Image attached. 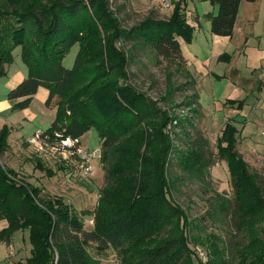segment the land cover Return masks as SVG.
Masks as SVG:
<instances>
[{
	"label": "trees",
	"instance_id": "obj_1",
	"mask_svg": "<svg viewBox=\"0 0 264 264\" xmlns=\"http://www.w3.org/2000/svg\"><path fill=\"white\" fill-rule=\"evenodd\" d=\"M1 1L0 78L7 76L19 46L28 68L27 77L8 94L16 101L14 109H27L45 86L47 106L59 99L56 119L44 131L45 143L54 145L55 133L82 138L96 128L100 160L106 166L93 229L86 230L82 218L62 198L43 199L40 187L18 179L16 171L0 160V221L8 223L0 231V241L10 245L18 231H30L31 257L15 264H97L88 250L92 244L100 251L114 250L118 264H228L217 246L208 260L198 261L189 235L195 226L175 202V180L170 179L174 153L187 172L197 174L204 172L210 153L198 140L189 141L184 151L175 145V139H182L177 131L189 134L191 120L170 116L157 102L123 84L128 80V58L117 48L120 40L134 47L143 43L158 58L185 65L178 37L190 43L194 31L186 19L185 0L175 4L168 19L152 16L131 28L123 27L110 0H87L88 5L83 0H56L50 5L42 0ZM207 1L218 7L217 15L210 17L211 33L231 37L243 0ZM77 44L74 66L68 69L63 62ZM168 97L171 93L164 100ZM244 104L226 101L238 110ZM189 108L198 113L193 105ZM10 131L5 126L0 132L1 158L9 149ZM238 133L228 121L217 138L218 159L228 166L238 204L236 230L248 240L233 264H264V177L251 172L238 152ZM38 162L36 168L43 170Z\"/></svg>",
	"mask_w": 264,
	"mask_h": 264
},
{
	"label": "rangeland",
	"instance_id": "obj_2",
	"mask_svg": "<svg viewBox=\"0 0 264 264\" xmlns=\"http://www.w3.org/2000/svg\"><path fill=\"white\" fill-rule=\"evenodd\" d=\"M53 1L56 0H42V3L50 5ZM83 1L88 5L87 0ZM32 2L33 0L30 1V3ZM2 3L0 0V5ZM195 5L202 14L208 15L212 12L210 9L212 6L207 0H190L188 9H195ZM110 9L116 13L123 27L127 28L138 25L152 16L159 20L168 19L171 13L167 11H174V8L163 9L159 0H110ZM132 44L124 40L117 42V48L122 50L128 58V80L123 84L132 86L137 92L157 102L158 106L167 111L170 116L176 115L191 120L192 125L187 126L189 134L181 130L177 131L182 139L180 142L178 138L175 139V145L181 151L189 147V141L198 140L200 144L202 143L201 146H205L207 154L210 153L207 155L209 158L202 174L187 172L178 163L176 153L172 155L173 178L170 176V179L175 180V182L173 181L175 183L173 197L195 226L192 234L189 233L192 242L190 246L198 261L208 260V253L212 251L213 246H217L222 250L228 264L236 263L239 251L248 240L245 233L236 230L234 212L238 209V204L235 201L231 175L226 162L219 160L217 155V138L225 126L224 115L216 112L215 115L213 114V108H218V105L212 108L211 99L215 98L222 103L240 80L235 75L221 81L213 80L214 83H208L205 80L202 84L204 96L201 99L198 79L187 66L182 64L183 62L158 58L154 50L146 44L140 43V46L137 47ZM78 51L79 45L77 44L63 62L66 68L71 69L74 66ZM13 55V63L7 66V76L0 78V101L5 100L6 106H8L7 102L10 104L7 110L9 112L1 111L0 115L10 121L8 127L11 133L8 142L12 149L17 151L24 139L29 140L37 130L44 132L52 126L49 122L51 119V122L56 119L59 99L55 98L51 105L47 106L49 90L45 86H41L27 109H14L16 101L9 100L8 94L27 77L28 68L22 58L21 46L13 51ZM19 70L25 72V77L21 78L22 80L17 84H14V81L9 83V78H18ZM192 80L196 84L192 85ZM8 83L9 85L14 84V87L8 90ZM170 93L171 97L165 101L164 98ZM194 96H197L198 99L191 103L190 99H193ZM188 101L189 103H187ZM190 104L197 109L198 113L189 108ZM231 115L233 116L232 112H230V117ZM252 120L254 123L258 120L264 122V114H256ZM235 122L240 125L237 135L238 152L249 164L251 172H256L264 177V135L262 130L255 125H246L253 123L250 121L238 120ZM29 145L30 147L26 148L23 143L16 154L9 152L2 158L0 157L1 162L7 165L12 160L14 166H16V162L22 164L25 161V155L21 151L26 149L32 159L28 156L25 162L27 168L22 169L25 173L16 172L17 178H22L26 182L40 187L43 199L62 198L72 211L82 218L85 229L92 230V216L98 205L100 191L106 184V166L101 162V158L97 157L92 161V175L89 179L83 180L80 177V172L76 169V160L69 158L68 153H61V155L55 150L44 149L43 151L39 149L38 145ZM81 147L83 150L102 149L96 128H92L81 138ZM38 160L42 161L43 170L36 168ZM60 166H66V169H60ZM50 172H54L55 175L50 176ZM222 202H226L227 207L221 206ZM262 226H264V222ZM29 232V229H24L14 235L12 241V247L15 250L13 262H24L31 257L32 246ZM195 238L198 241H195ZM88 250L97 264H118V258L112 249L100 251L97 245L92 244L88 246Z\"/></svg>",
	"mask_w": 264,
	"mask_h": 264
},
{
	"label": "crops",
	"instance_id": "obj_3",
	"mask_svg": "<svg viewBox=\"0 0 264 264\" xmlns=\"http://www.w3.org/2000/svg\"><path fill=\"white\" fill-rule=\"evenodd\" d=\"M178 1H176L175 4ZM189 5L190 0H185L186 19L194 30L192 41L186 43L183 38L178 37L182 56L186 62L185 66H187L195 78L198 79L201 88V99L204 96L203 81L206 80L208 83H214L213 80L221 81L233 75L239 78L240 81L233 87L230 93H228V97L222 103L215 98L211 99V106L213 108V106L218 105V108H213V114L223 113V121L225 124L231 121L240 131V125L235 121L253 122L252 119L255 118L256 114H264V0H257L253 3L245 0L242 1L234 33L231 37L218 36L211 33L210 17L212 15H217V6L211 4L212 8L210 9L212 12L207 15L206 13L202 14L197 5H195V9L193 10L188 9ZM167 12L172 14L173 11ZM204 23L206 24L204 25ZM24 74V71L19 70L18 78H9V83L14 81V84H17V82H20L25 77ZM242 82L243 84H240ZM9 83L7 84L8 90L14 87V84L9 85ZM227 100H243L245 104L243 108L238 110L237 105H226ZM4 103L5 100L0 101V114L1 111L6 112L10 107L8 102V106ZM200 104L201 107H203L202 103ZM230 112L233 113L231 117ZM51 121L49 123L53 124L54 121ZM9 123L10 121H8L6 117H1L0 115V132L5 126H8ZM246 125H255L262 130L264 122L258 120L256 123L253 122ZM246 125H244V127H246ZM29 140L24 139L21 147L23 143L25 145L24 147H30ZM21 147H19L17 151H14L9 144V149L5 155L9 152H15L16 154ZM23 150L21 152L25 155V161H23V163H25L28 156L30 158L31 156L26 149ZM12 163L11 160L10 164L7 163V166L20 174L25 173L22 169L27 168L26 163L21 164L16 162V166L12 165ZM19 166L21 167L19 168ZM17 168H19V171H17ZM7 225V221H0V231L6 228ZM14 256L15 250L12 247V243L8 245L0 241V264H15L16 262H13Z\"/></svg>",
	"mask_w": 264,
	"mask_h": 264
},
{
	"label": "built area",
	"instance_id": "obj_4",
	"mask_svg": "<svg viewBox=\"0 0 264 264\" xmlns=\"http://www.w3.org/2000/svg\"><path fill=\"white\" fill-rule=\"evenodd\" d=\"M176 1L178 0H160V3L163 9L171 10L175 7ZM262 134L264 135V126L262 128ZM44 135L45 134L43 131H38L28 142L32 145H38L39 149L43 151L44 149H49L55 150L60 154L68 153L69 158H71L72 160H76L77 166H75L77 171L80 172V177L83 178V180H87L90 178V176L92 175V161L97 157L101 158V148H96L93 150H83L81 147V138H64L63 134L61 133H55L54 145L53 143L46 144V138H43Z\"/></svg>",
	"mask_w": 264,
	"mask_h": 264
}]
</instances>
